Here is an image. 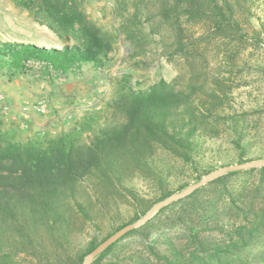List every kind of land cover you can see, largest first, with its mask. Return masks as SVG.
<instances>
[{
    "label": "trees",
    "instance_id": "1",
    "mask_svg": "<svg viewBox=\"0 0 264 264\" xmlns=\"http://www.w3.org/2000/svg\"><path fill=\"white\" fill-rule=\"evenodd\" d=\"M60 1L46 2L50 25L54 30L58 25L59 37L64 30L68 39L75 38L74 45L57 49L0 41L2 75L26 74L36 64L44 76L56 77L88 65L106 68L99 40L91 37L74 0ZM136 1L156 6L174 53L188 62L199 45L186 24L204 25L214 39L252 41L264 48V22L255 12L261 0ZM23 4L30 7L31 3L24 0ZM254 17L260 21L258 27L251 22ZM196 77L185 82L161 79L144 88L132 74H124L106 122L87 113L82 129L87 136L70 129L54 137L20 140L0 128V264H83L110 236L193 185L177 181L171 158L191 167L196 182L224 167L263 160V149L253 152L247 121L227 108L229 95L223 83ZM226 132L231 133L227 139L238 154L217 160L213 145L218 147ZM211 152L215 162L205 164ZM256 170L264 172V167L226 173L163 207L90 264H120L106 259L132 236L151 239L152 229L162 227V217L181 226L186 236L155 237L148 246L150 257L142 264H222V259L247 251L264 234V204L260 208L254 202L236 205L231 199L235 207L221 215L217 208L208 213L210 207L202 209L193 199L209 186L228 188L241 174ZM126 211L132 215L122 218ZM245 264H264V259Z\"/></svg>",
    "mask_w": 264,
    "mask_h": 264
},
{
    "label": "rangeland",
    "instance_id": "2",
    "mask_svg": "<svg viewBox=\"0 0 264 264\" xmlns=\"http://www.w3.org/2000/svg\"><path fill=\"white\" fill-rule=\"evenodd\" d=\"M26 1L31 3L30 7L23 4L24 0H0V41L33 43L37 46L48 43L57 49H62L65 44L74 45L75 38L68 39L64 30L61 31L63 37H59L58 25H55L56 30L51 28V17L46 10L48 0ZM54 2L61 4L63 1ZM74 7L90 26L91 37L99 40L98 49L106 68L96 70L88 65L66 77H56L44 76L41 65L36 64L26 74L11 76L0 73V128L4 133L24 140L34 135L54 137L63 131L76 129L77 134L87 136L88 133L82 131L87 113L92 112L101 123L106 122L105 117L108 118L113 112L111 101L122 86L121 77L124 74H132L134 82L140 81L144 88L161 79L185 82L194 75L201 79L206 76L210 83H223L229 95L227 108L249 125L253 152L264 150L262 46L252 41L239 43L214 39L204 25L186 24L189 35L194 34L198 40L196 45H199L198 51L188 62L179 53H174L170 34L163 26L154 4L144 5L136 0H74ZM255 12L264 22V0L260 1ZM251 22L256 27L260 24L257 17L252 18ZM41 100L48 102L49 111L42 115L35 114L32 120H25L20 107L27 101L34 104ZM4 103L15 110L4 112ZM14 115L17 116L15 120ZM229 135L230 132L222 134L224 138H220L218 147L213 145L218 151L216 158L231 159L237 156V149L227 139ZM211 154L207 153L205 164L215 162ZM171 160L176 165L178 182L197 183L191 167L180 160ZM231 192L232 196L229 195ZM231 199L236 200V205L243 201L254 202L255 207L260 208L264 204V172L243 173L228 188L223 185L209 186L193 200L202 209L210 207L208 213L217 208L221 215H228L230 212L227 208L235 207ZM233 213L236 214L237 210ZM131 215L126 211L122 218ZM161 225L152 229L153 235L149 240L142 234L122 241L113 256L106 260L120 264H142L150 257L148 246L155 237L175 240L179 236H186L181 226L173 225L165 217H162ZM255 259H264V234L247 251L222 259V264H245Z\"/></svg>",
    "mask_w": 264,
    "mask_h": 264
},
{
    "label": "water",
    "instance_id": "3",
    "mask_svg": "<svg viewBox=\"0 0 264 264\" xmlns=\"http://www.w3.org/2000/svg\"><path fill=\"white\" fill-rule=\"evenodd\" d=\"M264 167V160H258V161H252L245 164L240 165H233L229 167H224L222 169H219L217 171H214L207 176H205L200 182H197L191 186H189L186 190L183 192L173 195L170 198L159 202L156 204L141 220L134 222L132 224H129L125 226L124 228L120 229L118 232L110 236L107 240H105L103 243H101L93 252H91L89 255L86 256L83 264H90L93 262L96 257L106 250L109 246L114 244L115 242L119 241L122 237H124L127 233L132 231L133 229L139 228L142 225L146 224L148 220H150L157 212H159L160 209L163 207L180 200L182 198L187 197L191 193H193L198 188L206 185L208 182L215 180L221 176H223L226 173L229 172H235V171H241V170H248L252 168H261Z\"/></svg>",
    "mask_w": 264,
    "mask_h": 264
},
{
    "label": "built area",
    "instance_id": "4",
    "mask_svg": "<svg viewBox=\"0 0 264 264\" xmlns=\"http://www.w3.org/2000/svg\"><path fill=\"white\" fill-rule=\"evenodd\" d=\"M2 106L4 112H10L11 110H15V108L13 109V107L5 103L2 104ZM48 111H49V104L46 100H41L34 104L27 101L20 107L21 115L27 121L32 120L35 114L42 115L47 113ZM13 119L14 120L17 119V116L14 115ZM26 124L27 123L25 122V125Z\"/></svg>",
    "mask_w": 264,
    "mask_h": 264
},
{
    "label": "bare ground",
    "instance_id": "5",
    "mask_svg": "<svg viewBox=\"0 0 264 264\" xmlns=\"http://www.w3.org/2000/svg\"><path fill=\"white\" fill-rule=\"evenodd\" d=\"M44 47H47V48H51V46L50 45H48V43H44V44H42Z\"/></svg>",
    "mask_w": 264,
    "mask_h": 264
}]
</instances>
